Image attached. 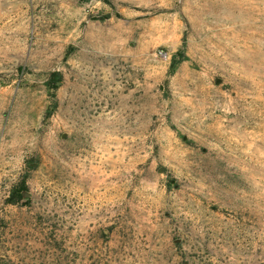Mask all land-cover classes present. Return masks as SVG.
Masks as SVG:
<instances>
[{
  "label": "rangeland",
  "instance_id": "obj_1",
  "mask_svg": "<svg viewBox=\"0 0 264 264\" xmlns=\"http://www.w3.org/2000/svg\"><path fill=\"white\" fill-rule=\"evenodd\" d=\"M0 264H264V0H0Z\"/></svg>",
  "mask_w": 264,
  "mask_h": 264
},
{
  "label": "crops",
  "instance_id": "obj_2",
  "mask_svg": "<svg viewBox=\"0 0 264 264\" xmlns=\"http://www.w3.org/2000/svg\"><path fill=\"white\" fill-rule=\"evenodd\" d=\"M80 186L82 185V194L80 193V216L85 217L90 213L88 205L90 201L95 203V198H98L101 191V181L105 180V171H102L100 165L93 163L80 164ZM94 212V211H92Z\"/></svg>",
  "mask_w": 264,
  "mask_h": 264
},
{
  "label": "trees",
  "instance_id": "obj_3",
  "mask_svg": "<svg viewBox=\"0 0 264 264\" xmlns=\"http://www.w3.org/2000/svg\"><path fill=\"white\" fill-rule=\"evenodd\" d=\"M105 1H109V0H105ZM58 72H51L47 79H46V85L48 86V88H57L58 84L57 81H59V77H57ZM26 190V186H25V182L22 180L20 181L17 185H15L11 192L9 197L7 198V202H12L14 201V197H22V191Z\"/></svg>",
  "mask_w": 264,
  "mask_h": 264
},
{
  "label": "water",
  "instance_id": "obj_4",
  "mask_svg": "<svg viewBox=\"0 0 264 264\" xmlns=\"http://www.w3.org/2000/svg\"><path fill=\"white\" fill-rule=\"evenodd\" d=\"M27 194V192H23V195L25 196Z\"/></svg>",
  "mask_w": 264,
  "mask_h": 264
}]
</instances>
